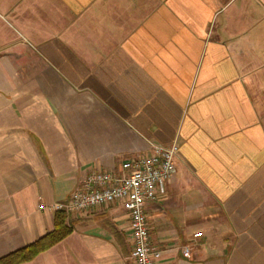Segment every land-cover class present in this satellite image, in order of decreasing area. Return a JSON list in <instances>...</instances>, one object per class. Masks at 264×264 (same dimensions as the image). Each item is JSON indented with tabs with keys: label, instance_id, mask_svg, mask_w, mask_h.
<instances>
[{
	"label": "crops",
	"instance_id": "crops-1",
	"mask_svg": "<svg viewBox=\"0 0 264 264\" xmlns=\"http://www.w3.org/2000/svg\"><path fill=\"white\" fill-rule=\"evenodd\" d=\"M253 81L264 0H0V257L52 231L93 171L177 142L167 194L145 206L154 264H264ZM67 222L22 264H135L123 203Z\"/></svg>",
	"mask_w": 264,
	"mask_h": 264
},
{
	"label": "built area",
	"instance_id": "built-area-1",
	"mask_svg": "<svg viewBox=\"0 0 264 264\" xmlns=\"http://www.w3.org/2000/svg\"><path fill=\"white\" fill-rule=\"evenodd\" d=\"M178 149L177 142L155 144L151 153L124 161L120 169L122 175L93 171L75 188L70 200L56 209L80 214L107 204L123 203L132 227L131 258L135 264H154L161 251L151 244L145 206L148 201H157L167 194V187L177 172ZM183 251L188 253L189 247L185 246Z\"/></svg>",
	"mask_w": 264,
	"mask_h": 264
},
{
	"label": "trees",
	"instance_id": "trees-1",
	"mask_svg": "<svg viewBox=\"0 0 264 264\" xmlns=\"http://www.w3.org/2000/svg\"><path fill=\"white\" fill-rule=\"evenodd\" d=\"M72 231L67 222V213L56 210L54 229L36 241L0 257V264H22L32 260L39 253L46 251L63 240Z\"/></svg>",
	"mask_w": 264,
	"mask_h": 264
},
{
	"label": "rangeland",
	"instance_id": "rangeland-1",
	"mask_svg": "<svg viewBox=\"0 0 264 264\" xmlns=\"http://www.w3.org/2000/svg\"><path fill=\"white\" fill-rule=\"evenodd\" d=\"M251 88L253 89V94L261 100V97L263 96L264 97V85L263 86H260L257 81L255 83V81L252 82L251 84ZM262 91V92H261ZM262 94V95H261ZM262 109H263V114H264V100L262 102Z\"/></svg>",
	"mask_w": 264,
	"mask_h": 264
}]
</instances>
